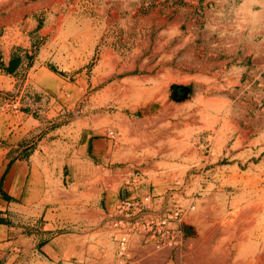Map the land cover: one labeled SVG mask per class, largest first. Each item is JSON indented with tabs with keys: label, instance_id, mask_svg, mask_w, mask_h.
I'll return each mask as SVG.
<instances>
[{
	"label": "rangeland",
	"instance_id": "obj_1",
	"mask_svg": "<svg viewBox=\"0 0 264 264\" xmlns=\"http://www.w3.org/2000/svg\"><path fill=\"white\" fill-rule=\"evenodd\" d=\"M204 9L0 0V264H264V97Z\"/></svg>",
	"mask_w": 264,
	"mask_h": 264
},
{
	"label": "crops",
	"instance_id": "obj_2",
	"mask_svg": "<svg viewBox=\"0 0 264 264\" xmlns=\"http://www.w3.org/2000/svg\"><path fill=\"white\" fill-rule=\"evenodd\" d=\"M229 1L190 0L194 8L203 6L206 13L194 18L201 33L196 35V58L209 60L214 74L227 75L233 84L241 82L248 97H264V0H238L234 8L225 11L221 7ZM228 11L232 17L226 20L223 14ZM7 176L2 178L5 183L20 179L12 174L7 180Z\"/></svg>",
	"mask_w": 264,
	"mask_h": 264
},
{
	"label": "built area",
	"instance_id": "obj_3",
	"mask_svg": "<svg viewBox=\"0 0 264 264\" xmlns=\"http://www.w3.org/2000/svg\"><path fill=\"white\" fill-rule=\"evenodd\" d=\"M123 243H124V241H123V239H121L120 244L123 245Z\"/></svg>",
	"mask_w": 264,
	"mask_h": 264
},
{
	"label": "bare ground",
	"instance_id": "obj_4",
	"mask_svg": "<svg viewBox=\"0 0 264 264\" xmlns=\"http://www.w3.org/2000/svg\"><path fill=\"white\" fill-rule=\"evenodd\" d=\"M124 125H125V124H124ZM127 129H128V128H127ZM126 132H127V131H126ZM247 209H248V208H247ZM250 221H251V220H250ZM249 228H250V227H249ZM241 230H242V229H241ZM241 230H240V231H241ZM238 232H239V231H238ZM242 234H243V233H242ZM228 235H229V234H228ZM242 238H243V237H242ZM218 248H219V247H218ZM224 255H226V254H224Z\"/></svg>",
	"mask_w": 264,
	"mask_h": 264
}]
</instances>
